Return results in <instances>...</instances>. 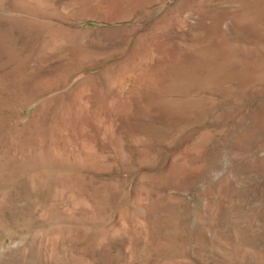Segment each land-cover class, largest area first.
Returning <instances> with one entry per match:
<instances>
[{"label": "rangeland", "instance_id": "rangeland-1", "mask_svg": "<svg viewBox=\"0 0 264 264\" xmlns=\"http://www.w3.org/2000/svg\"><path fill=\"white\" fill-rule=\"evenodd\" d=\"M0 264H264V0H0Z\"/></svg>", "mask_w": 264, "mask_h": 264}]
</instances>
